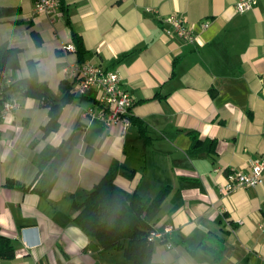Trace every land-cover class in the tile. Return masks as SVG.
I'll list each match as a JSON object with an SVG mask.
<instances>
[{
	"label": "crops",
	"instance_id": "obj_1",
	"mask_svg": "<svg viewBox=\"0 0 264 264\" xmlns=\"http://www.w3.org/2000/svg\"><path fill=\"white\" fill-rule=\"evenodd\" d=\"M235 2L66 0L67 18L59 8L35 12L33 0H0L18 9L0 18V50H19L18 67L0 82L27 77L31 61L53 102L63 80L76 95L77 54L61 48L74 32L85 62L118 73L129 116L148 136L131 120L122 132L98 119L96 87L63 103L47 133L49 106L9 93L18 105L2 118L0 103V234L14 257L0 264H130L73 219L110 167L118 187L144 200L162 194L146 220L172 230L153 242L150 264H264V182L223 189L230 173L264 156V0L246 12ZM169 15L184 19L194 41L166 32ZM203 139L214 140L213 151L208 143L199 150ZM9 179L23 189L6 186Z\"/></svg>",
	"mask_w": 264,
	"mask_h": 264
},
{
	"label": "trees",
	"instance_id": "obj_2",
	"mask_svg": "<svg viewBox=\"0 0 264 264\" xmlns=\"http://www.w3.org/2000/svg\"><path fill=\"white\" fill-rule=\"evenodd\" d=\"M60 11L67 13L66 0H58ZM16 7H4L0 5V18L17 12ZM68 18V14H66ZM36 38V35L34 34ZM36 38V42H38ZM72 42L76 48L77 62L84 63L86 49L81 37L72 34ZM17 48H4L0 50V74L14 70L18 67ZM30 73L27 77L12 81L10 85L2 88V99L9 98L8 91L17 92L21 96H29L42 100L44 105L49 106V120L44 127L45 133L57 127V117L63 103L77 96L71 90L72 83L63 80L61 83L62 94L59 102H53L48 86L37 77L34 62H28ZM78 98L83 99L84 95ZM10 99V98H9ZM133 123L139 125L141 135L148 139L145 134V126L142 121L130 117ZM193 143L199 141L195 131H187ZM199 150H205L210 145L213 151V139H203ZM193 144V146H194ZM115 167H110L97 183L90 189L82 202L76 205L78 212L74 216L75 224L83 233L94 239L102 250L116 249L130 264H150L153 253V242L147 239L151 226L146 220L148 213L158 204L162 194L152 200H144L135 192L126 191L118 187L114 178ZM6 186L23 189V186L14 180H6ZM14 257V247L11 240L0 234V259Z\"/></svg>",
	"mask_w": 264,
	"mask_h": 264
},
{
	"label": "built area",
	"instance_id": "obj_3",
	"mask_svg": "<svg viewBox=\"0 0 264 264\" xmlns=\"http://www.w3.org/2000/svg\"><path fill=\"white\" fill-rule=\"evenodd\" d=\"M257 2L258 0H236L234 8L238 12H246L253 8ZM58 8V0H33L35 12H46ZM163 22L166 24V32L169 35H176L182 39L194 41L192 29L186 25L181 17L169 15L163 18ZM206 26L207 23H204L203 27ZM61 48L65 52H75L76 50L73 42L63 45ZM71 73L75 79V92L78 95H83L92 87H96L97 118L107 126L117 125L122 132H126L131 123L129 110L132 99L129 93L121 87L118 73L105 70L93 62L76 63ZM11 83L12 80L7 75H4L3 82H0L2 118L18 105L15 99H2V88ZM86 113L91 118L95 114L93 108H88ZM262 182H264V156L253 161L248 172L230 173L223 189L230 192L239 188L254 187ZM260 228L264 233V220H262ZM171 230V225H167L162 230L151 229L147 234V239L154 242L164 238L165 234L171 232Z\"/></svg>",
	"mask_w": 264,
	"mask_h": 264
},
{
	"label": "clouds",
	"instance_id": "obj_4",
	"mask_svg": "<svg viewBox=\"0 0 264 264\" xmlns=\"http://www.w3.org/2000/svg\"><path fill=\"white\" fill-rule=\"evenodd\" d=\"M82 242L81 241H77V244L79 245V244H81Z\"/></svg>",
	"mask_w": 264,
	"mask_h": 264
},
{
	"label": "water",
	"instance_id": "obj_5",
	"mask_svg": "<svg viewBox=\"0 0 264 264\" xmlns=\"http://www.w3.org/2000/svg\"><path fill=\"white\" fill-rule=\"evenodd\" d=\"M9 93H11V91H10V90L8 91V94H9Z\"/></svg>",
	"mask_w": 264,
	"mask_h": 264
},
{
	"label": "snow or ice",
	"instance_id": "obj_6",
	"mask_svg": "<svg viewBox=\"0 0 264 264\" xmlns=\"http://www.w3.org/2000/svg\"><path fill=\"white\" fill-rule=\"evenodd\" d=\"M0 222H2V221H0Z\"/></svg>",
	"mask_w": 264,
	"mask_h": 264
}]
</instances>
